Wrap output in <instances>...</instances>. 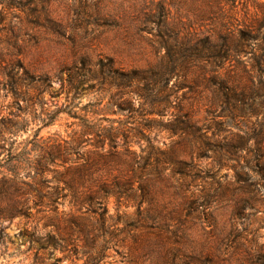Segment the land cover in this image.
<instances>
[{"label":"rangeland","instance_id":"374dc122","mask_svg":"<svg viewBox=\"0 0 264 264\" xmlns=\"http://www.w3.org/2000/svg\"><path fill=\"white\" fill-rule=\"evenodd\" d=\"M0 56L29 72L19 105L13 90L0 87V115L28 119L14 148L30 159L78 137L84 158L109 148L81 136L83 118L102 126L101 117L126 120L127 111H100L107 96L96 103L102 89L119 102L127 97L119 91L133 89L111 86L101 62L153 78L161 67L176 69L166 88L157 83L170 102L165 115L147 114L148 102L137 100L129 120L142 128L128 148L144 157L140 165L149 162L152 196L139 203V191L138 198L109 195V235L87 241L69 223L78 213L68 198L54 211L28 194L24 212L0 227V264H32L37 254L43 264H264V0H0ZM233 83L237 101L223 95ZM180 106L192 110L187 133L167 125L183 114ZM72 165L48 162L37 181L42 193H65ZM126 165L109 162L101 174L123 186ZM71 233L70 242L49 241Z\"/></svg>","mask_w":264,"mask_h":264},{"label":"trees","instance_id":"16d2710c","mask_svg":"<svg viewBox=\"0 0 264 264\" xmlns=\"http://www.w3.org/2000/svg\"><path fill=\"white\" fill-rule=\"evenodd\" d=\"M7 5L9 7L13 6L11 3ZM197 55L200 58L199 53ZM216 56L218 59L224 57L223 54L219 53ZM3 62L0 56V87L13 90L17 100L16 104L19 105V101L25 96L24 92L19 91L20 82L23 77L28 76L29 72L20 63L3 65ZM19 68L22 69L23 76L18 73ZM204 69V67L199 68L201 74L205 71ZM191 70L188 69L189 72ZM89 71H92L90 79H95L96 70ZM100 71L104 72L112 80L111 86L118 88L132 87L133 89L130 92L119 91V97L127 96L120 102L114 100L115 95L111 92V89H102L105 93L98 98L99 102L96 103V106H98L107 96V103L100 111L106 112L104 114H117L119 111H127L128 120L117 121L108 117H101L99 121L104 120L108 122L106 126H102L100 123L95 124L91 120L83 118L81 136L86 134L93 135L96 143L101 144L100 146L108 141V149H104L103 151L99 149L97 152H93L84 158L80 154L82 138L78 137L70 141L63 140V142H57L47 152V156L41 155L30 159L25 156V153L16 152V148H14L16 141L14 137H17L19 132H27L29 126L28 119L22 118L21 121H18L15 117H19V115H14V118H6L0 115V227L5 219L22 214L29 200V198H26L27 195L34 193L32 200L35 201V205H40L44 199H47L49 204L53 206L54 211H56L58 201L61 198L62 200L68 198L69 204L78 213V215H74L69 219V223L77 227L78 232L82 233L87 241L96 240L99 237L105 240L106 236L109 235L107 220L109 216L105 204L106 198L109 195L117 194L120 196L122 193H125L128 196L138 198L137 191H139V203L143 202L144 198L152 196L153 188L151 179L149 178L150 170L147 169L150 164L147 161L140 165V161L144 157L136 156L128 148L129 140L132 137L137 135L143 136L142 128L140 125H131L133 123H130L129 120H134V114L137 111L134 109V106L137 100L139 102L141 100L148 102L147 114L165 115V112L170 107V102L168 101L167 94H162V87L157 83L163 81L165 85L163 88H166L170 77L175 75L176 69L174 67H161L157 70V76L153 78L148 75L149 71L145 69H134L128 72L119 71L115 68L113 60L107 59L106 63H100ZM220 84L224 86L223 81ZM225 89L223 92L225 98L237 101L240 92L234 83L226 86ZM165 90L167 91V89H164V92ZM130 93H132V96L128 97ZM115 105L119 110H113ZM178 110L183 114L175 115L172 121L167 122V125L173 133H187V131L194 128L192 110L185 109L184 106H180ZM100 111L94 109L92 112L100 114ZM115 123L118 124L114 125ZM150 127L149 125L148 129ZM38 135L39 131L36 130L31 140L37 141ZM119 136L123 137V143L119 142ZM118 147L123 148V150L119 151ZM151 148L154 149L152 146ZM74 155L76 157L72 158ZM56 159L73 163L72 166L67 168V177H64V187L61 189L66 190V192L43 194L41 189L44 188L37 182L38 177H41L46 171L45 168L48 162H54ZM113 161L126 163V166L131 171V175L127 177L126 183L123 186H121L119 181L114 185H109L104 175L101 174L104 166ZM134 178H138L139 181L136 189L133 188ZM146 211L149 213V210ZM72 235L73 233L67 238L60 237V239L51 237L49 241L53 240L54 244L57 243V240H60L62 243L70 242ZM41 248L44 249V247ZM34 258L32 264H43L38 254ZM91 263L98 264L97 261ZM160 264L169 263L162 261Z\"/></svg>","mask_w":264,"mask_h":264}]
</instances>
